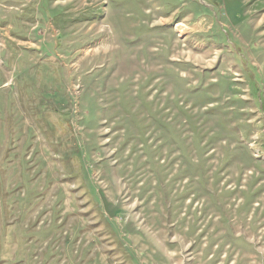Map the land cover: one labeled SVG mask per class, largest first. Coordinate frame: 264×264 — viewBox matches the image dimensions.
<instances>
[{"label": "rangeland", "instance_id": "374dc122", "mask_svg": "<svg viewBox=\"0 0 264 264\" xmlns=\"http://www.w3.org/2000/svg\"><path fill=\"white\" fill-rule=\"evenodd\" d=\"M0 264H264V0H0Z\"/></svg>", "mask_w": 264, "mask_h": 264}]
</instances>
